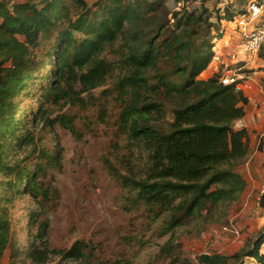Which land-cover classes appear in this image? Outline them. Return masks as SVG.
<instances>
[{
	"label": "trees",
	"instance_id": "trees-1",
	"mask_svg": "<svg viewBox=\"0 0 264 264\" xmlns=\"http://www.w3.org/2000/svg\"><path fill=\"white\" fill-rule=\"evenodd\" d=\"M234 16L214 23L205 5L174 11L165 0H0V264L8 247L19 254L12 229L16 200L25 193L45 197L39 183L45 169L11 153L19 157L17 150L33 142V126L41 122L76 134L74 118L51 119L50 106H87L92 97L83 94L108 82L120 97L117 129L132 154L128 173L117 177L133 208L160 221L161 236L171 233L162 252L172 257L178 228L200 223L202 231L219 222L215 212L247 186L238 167L249 155L248 133L234 126L246 114L248 97L225 85L220 73L200 75L213 58L218 23ZM115 45L118 63L105 55ZM136 150L143 160L135 158ZM30 220L38 222V215ZM263 245L264 225L234 254L203 253L198 261L245 264L252 257L264 264ZM86 246L76 241L52 252L61 261L85 260ZM29 254L49 255L38 245Z\"/></svg>",
	"mask_w": 264,
	"mask_h": 264
},
{
	"label": "rangeland",
	"instance_id": "rangeland-1",
	"mask_svg": "<svg viewBox=\"0 0 264 264\" xmlns=\"http://www.w3.org/2000/svg\"><path fill=\"white\" fill-rule=\"evenodd\" d=\"M86 1L89 5L96 2ZM165 1L174 11L186 7H196L200 10L201 5H205L213 13L215 23L217 17L224 14L235 15L244 10L249 0ZM228 22L221 19L218 23L220 29L214 32L212 49L214 55L219 54V59H214L213 55L208 65V72L220 73L221 78L231 76L235 69L243 68L239 64L245 63V58H248L250 65H253L255 58H264V49L258 57L246 52L242 47L243 51L237 52L236 55L219 52L222 44L218 41L223 39L225 29L233 31L232 23L228 25ZM218 33H221V36H218ZM231 38L230 43L234 44V35ZM237 47L236 45V49ZM117 49L118 45H115L105 53L112 63L119 61ZM239 56L245 58L237 62L226 59H238ZM115 68L112 75L118 77L121 71L119 66ZM249 70V73L252 72L251 68ZM204 74L208 76L207 73ZM200 77L206 79L202 74ZM112 87L113 84L108 82L92 92L84 93L85 98L92 97L87 106H50L51 119L62 115L74 118L76 134L60 123L49 125L41 122L33 126V142L17 150L19 157L14 152L11 153L16 159H22L24 164H37L45 169L44 174L39 177L45 197L35 198L25 193L16 200L12 229L19 254L15 255L13 249L8 247L2 264H56L61 261V257L52 250L70 248L76 241H84L87 245L85 253L89 258L79 261L65 260L61 261L62 264H199L198 257L203 253L229 255L237 252L248 238L257 235L263 227L256 226L251 229V211L259 209L260 215H264V207L260 209V200L256 199V196L253 198L252 195L255 194H246L245 188L237 200L215 212V218L219 219V222L211 223L202 231L200 223H190L178 228L172 244V257L163 253L162 247L170 239L171 233L161 236L158 232V229H161L160 221H151L142 214L143 211L133 208L127 200L129 193L124 190L117 177L119 172L121 175L128 173L130 167L127 159L132 157V154L126 146L125 137L117 129L120 97ZM32 100L36 101L35 98H23V102L27 104ZM29 125L31 126L30 123ZM135 155L136 159L143 160L138 150ZM242 164L238 169L248 179ZM136 165L133 161V168H136ZM24 184L23 178V190L26 188ZM243 207L247 209L246 225L241 229L238 225V234L223 231V226L238 221L237 213ZM250 207L252 210H249ZM31 214L38 215V222H31ZM248 228L251 229L250 234H243L248 232ZM42 230L45 235L44 244H40L39 240ZM232 235L237 238L235 245L226 248L220 244L224 237L231 238ZM143 241H146L145 246L142 245ZM34 245H38L42 250L48 249L49 255L45 260L29 254ZM263 247L261 251L264 253ZM245 261L247 264H259L254 258H246Z\"/></svg>",
	"mask_w": 264,
	"mask_h": 264
},
{
	"label": "crops",
	"instance_id": "crops-1",
	"mask_svg": "<svg viewBox=\"0 0 264 264\" xmlns=\"http://www.w3.org/2000/svg\"><path fill=\"white\" fill-rule=\"evenodd\" d=\"M229 24L230 23L228 22V25ZM233 35L235 37L234 44L230 43V41L232 40L231 37ZM218 42L222 44V46L218 50L219 52L223 51V52L228 53L229 55H232V54L236 55L237 52L243 51V49H241V46H240L241 43L238 38V35L234 33V31H229L225 29L223 39L219 40ZM236 45L238 46L237 49H236ZM216 55L219 58V54H216ZM244 58L245 57L243 56H239L238 59L232 58L233 59L232 60L229 57H227L226 59L227 61L231 60V61L237 62L238 60H242ZM245 60H246L245 63L239 64V65H242L243 68L235 69L234 70L235 73L232 74V75L241 74L245 77L241 81L239 86L243 90L245 96L248 97V103L246 105V114L243 118L235 122L234 127L236 129H246L248 133L249 155L247 159L245 160V162L242 164L243 170L244 171L246 170L247 171L246 173L248 175V179H247L245 174L243 173V176L247 182L245 193L248 195L255 194V195H252L253 198H255L254 196H256V199L260 200L261 194L264 192V105H263V101H264V58H259V60L255 58L254 63H252L253 65H250V63L247 61L248 58L247 59L245 58ZM256 61H258V63H255ZM209 68L210 67H208L202 73L203 77L209 78L214 75L208 72ZM250 68L252 69L251 70L252 72L249 73L248 70ZM204 73H207L208 76H206ZM263 207L264 206H262L260 209H262ZM249 210H252L251 207L249 208ZM237 215H238V219H237L238 221L236 222V224L237 226L239 225L241 229L243 226L246 225L245 215L247 216V209L243 207L241 211L237 213ZM250 219L252 221L251 229H254L256 226L261 227L264 225V215H260L259 209L256 210L255 212L251 211ZM256 221L258 222V224ZM251 229L248 228L247 230L248 232L243 233V234H247V235L250 234ZM236 239L237 238L234 237L233 235L231 238L224 237L223 242L220 244L225 245L226 248H229L237 243ZM247 258L253 259L252 257H247ZM245 264H247L246 261H245Z\"/></svg>",
	"mask_w": 264,
	"mask_h": 264
},
{
	"label": "built area",
	"instance_id": "built-area-1",
	"mask_svg": "<svg viewBox=\"0 0 264 264\" xmlns=\"http://www.w3.org/2000/svg\"><path fill=\"white\" fill-rule=\"evenodd\" d=\"M229 23H232L234 33L238 35L241 47L258 57L264 49V0H249L244 10L237 12ZM214 59L219 58L214 55ZM240 75L224 77L222 82L225 85L234 84L240 88L239 84L245 78ZM222 230L238 234V226L234 222L223 226Z\"/></svg>",
	"mask_w": 264,
	"mask_h": 264
}]
</instances>
